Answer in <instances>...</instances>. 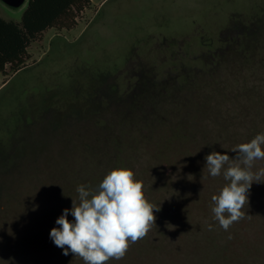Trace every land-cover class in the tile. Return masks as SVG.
<instances>
[{
    "label": "rangeland",
    "instance_id": "374dc122",
    "mask_svg": "<svg viewBox=\"0 0 264 264\" xmlns=\"http://www.w3.org/2000/svg\"><path fill=\"white\" fill-rule=\"evenodd\" d=\"M90 1L0 74V264H85L50 231L116 168L160 210L107 264H264V182L225 231L212 196L229 181L205 159L264 133V0ZM24 10L0 1L7 21Z\"/></svg>",
    "mask_w": 264,
    "mask_h": 264
},
{
    "label": "clouds",
    "instance_id": "9594fccd",
    "mask_svg": "<svg viewBox=\"0 0 264 264\" xmlns=\"http://www.w3.org/2000/svg\"><path fill=\"white\" fill-rule=\"evenodd\" d=\"M262 146L264 133L233 148L235 158L215 151L205 157L210 176L217 177L225 169L224 179L229 181L218 195L212 196L214 218L225 231L245 217L242 209L248 204L252 184L264 182V169L252 170L255 161L264 160ZM77 192L79 202L73 199L72 208L63 210L56 220L60 227L51 229L50 238L64 255L70 251L85 264L123 259L130 244L146 236L155 224L154 211L160 210L147 200L143 182L129 168L111 170L97 191L80 185ZM69 212L74 222L67 218Z\"/></svg>",
    "mask_w": 264,
    "mask_h": 264
},
{
    "label": "trees",
    "instance_id": "16d2710c",
    "mask_svg": "<svg viewBox=\"0 0 264 264\" xmlns=\"http://www.w3.org/2000/svg\"><path fill=\"white\" fill-rule=\"evenodd\" d=\"M90 0H28L21 22L0 16V74L20 72L33 41L51 29L71 31Z\"/></svg>",
    "mask_w": 264,
    "mask_h": 264
},
{
    "label": "water",
    "instance_id": "95a60500",
    "mask_svg": "<svg viewBox=\"0 0 264 264\" xmlns=\"http://www.w3.org/2000/svg\"><path fill=\"white\" fill-rule=\"evenodd\" d=\"M1 2L12 9H20L28 0H1Z\"/></svg>",
    "mask_w": 264,
    "mask_h": 264
},
{
    "label": "crops",
    "instance_id": "0c3cea01",
    "mask_svg": "<svg viewBox=\"0 0 264 264\" xmlns=\"http://www.w3.org/2000/svg\"><path fill=\"white\" fill-rule=\"evenodd\" d=\"M0 1H1V0H0ZM26 5H27V3L24 5V6H25V8H26ZM24 6H23V7H24ZM23 7H22V8H23ZM0 16L2 17V15H1V14H0ZM3 19H4V18H3ZM5 20H6V19H5Z\"/></svg>",
    "mask_w": 264,
    "mask_h": 264
}]
</instances>
